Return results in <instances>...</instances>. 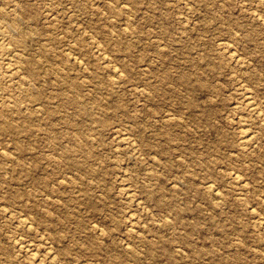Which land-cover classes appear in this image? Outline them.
<instances>
[{"label":"rangeland","instance_id":"rangeland-1","mask_svg":"<svg viewBox=\"0 0 264 264\" xmlns=\"http://www.w3.org/2000/svg\"><path fill=\"white\" fill-rule=\"evenodd\" d=\"M0 28V264H264V0H0Z\"/></svg>","mask_w":264,"mask_h":264},{"label":"bare ground","instance_id":"bare-ground-1","mask_svg":"<svg viewBox=\"0 0 264 264\" xmlns=\"http://www.w3.org/2000/svg\"><path fill=\"white\" fill-rule=\"evenodd\" d=\"M14 8V7H13ZM260 18V17H259ZM234 32V31H233ZM8 37V35L5 33V31H3L1 28H0V61H4V63H6L7 64V66L8 67H11V62H10V59L11 58H9V53H10V51H11V49H9V45L7 46V44H8V41H7V38ZM26 39V38H25ZM11 40V39H10ZM19 40V39H18ZM17 40V41H18ZM23 42V41H22ZM20 43V42H19ZM223 44L225 43V42H222ZM164 45V44H163ZM226 45V44H225ZM223 48H225V46L223 47ZM10 50V51H9ZM12 52H15V50H13ZM11 52V53H12ZM13 56H14V54H12ZM7 56H8V58H7ZM15 58V57H14ZM16 59H17V57H16ZM23 61L25 60V59H22ZM152 60V59H151ZM14 61H16V60H14ZM14 61H12V62H14ZM19 61H20V58H19ZM149 61V60H148ZM3 63V62H2ZM1 63V64H2ZM27 63V62H26ZM0 64V65H1ZM5 64V65H6ZM20 63L19 62H17V65H19ZM14 65H16V63H14ZM27 65V64H26ZM33 66V65H32ZM36 66V65H35ZM7 67V68H8ZM30 67V65H28V68ZM116 67V66H115ZM12 68H14L13 67V65H12ZM19 68H20V66H19ZM23 68V67H22ZM26 68V67H25ZM35 68V67H34ZM33 68V69H34ZM18 69V68H17ZM36 69V68H35ZM19 71H20V69H18ZM24 70V69H23ZM26 70V69H25ZM24 70V71H25ZM116 70V69H115ZM11 71V70H10ZM28 71H30L31 72V68H30V70L28 69ZM27 70H26V72L27 73H29ZM33 71H35V70H33ZM7 72H9L8 70H7ZM13 72V71H12ZM12 72L10 73V75L12 74ZM37 72H38V69H37ZM122 72V71H121ZM20 73V72H19ZM41 72H39V74H40ZM24 74V73H23ZM26 74V73H25ZM35 74V73H34ZM4 75V74H3ZM21 75H22V72H21ZM33 77H35V75L37 76V74H35V75H33V74H31ZM30 75V76H31ZM11 76H13V75H11ZM21 77V76H20ZM23 77V76H22ZM28 77V76H27ZM33 77H31V78H33ZM40 77H41V74H40ZM65 77V76H64ZM9 78H10V76H9ZM9 78H8V80H9ZM26 78V76H24V79ZM30 78V77H29ZM36 78V77H35ZM38 78V77H37ZM23 79V80H24ZM34 79V78H33ZM7 80V81H8ZM10 80H13L12 78L10 79ZM39 80H41V79H39ZM18 81V80H17ZM33 81V80H32ZM36 81V80H35ZM10 82V81H9ZM27 82V81H26ZM67 82V81H66ZM23 83V82H22ZM27 83H30V81L28 80V82ZM24 84V83H23ZM36 84V83H35ZM20 85H21V83H20ZM25 85V84H24ZM29 85V84H28ZM30 85H31V83H30ZM24 87H27V86H24ZM72 87V86H71ZM2 89V88H1ZM1 89H0V91H1ZM33 89V88H32ZM25 90V89H24ZM27 90V89H26ZM28 91V90H27ZM30 91V90H29ZM28 91V92H29ZM31 92V91H30ZM31 93H34V92H31ZM38 93V92H37ZM2 94V93H1ZM0 94V95H1ZM39 94V93H38ZM10 96V95H9ZM32 96H34V95H32ZM40 96V95H39ZM39 96H37L38 97V101L39 100H41L40 99V97ZM6 97V96H5ZM30 98H32V97H30ZM35 98H36V96H35ZM246 99V98H245ZM33 100H35L34 99V97H33ZM73 100V99H72ZM77 100V99H76ZM247 102H248V105L252 108V110L253 109H255V104L252 102V100H251V98L250 97H248L247 99ZM28 101V100H27ZM44 101V100H43ZM8 102V101H7ZM31 102H33V101H31ZM30 102V103H31ZM35 102H37V101H35ZM4 103V102H3ZM18 103V102H17ZM5 104V103H4ZM3 104V105H4ZM14 104V103H13ZM23 104V103H22ZM33 104V103H32ZM40 104H41V102H40ZM40 104H38L37 106H39ZM98 104V103H97ZM11 105V104H10ZM29 105V104H28ZM31 105V104H30ZM237 105V104H236ZM7 106H9L8 104H7ZM35 106V105H34ZM103 106H105V105H103ZM2 107V106H1ZM40 107V106H39ZM239 107V106H238ZM36 108V107H35ZM103 110V109H102ZM107 110V109H106ZM261 110V109H260ZM249 112L251 111V110H248ZM259 115V114H258ZM168 116V115H167ZM260 116V115H259ZM174 118V117H173ZM262 119V118H261ZM260 119V120H261ZM104 120V119H103ZM103 123H106V122H103ZM4 128V127H3ZM240 130H241V128H240ZM245 130H247V129H245ZM258 130V129H257ZM243 132V134H240V135H242V140H243V145L242 146H244V145H247V144H249V141H250V139H252L251 138V136H250V134H248V132L247 133H245V131H242ZM128 135V134H127ZM239 135V134H238ZM239 135V136H240ZM252 135V134H251ZM253 135H257V134H254L253 133ZM241 138V137H240ZM239 138V139H240ZM126 139V138H125ZM241 143V142H240ZM255 143H256V141H255ZM241 146V145H240ZM246 147V146H245ZM242 148H244V147H242ZM11 154V153H10ZM85 165V164H84ZM93 173V172H92ZM232 173V172H231ZM235 173V172H234ZM237 175H239L238 173H236ZM232 175V174H231ZM233 176V175H232ZM238 177V176H237ZM235 178V177H234ZM236 179V178H235ZM238 179V178H237ZM228 180H229V178H228ZM180 181V180H179ZM240 183V182H239ZM207 184V183H206ZM244 185V184H243ZM213 186H215V185H213ZM206 187V186H205ZM212 186L210 185V182H209V187L208 188H211ZM207 189V188H206ZM212 189V188H211ZM213 189H214V187H213ZM220 189V188H219ZM215 191V190H214ZM132 192V191H131ZM215 192H217V190L215 191ZM215 192H214V194H215ZM218 193V192H217ZM217 198V197H216ZM215 199V198H214ZM133 200V199H132ZM264 200V199H263ZM262 200V201H263ZM94 201V200H93ZM248 204V203H247ZM250 208H252V207H250ZM256 212V211H255ZM260 215V214H259ZM254 217V216H253ZM260 217V216H259ZM258 217V219H257V223L260 225V226H262V227H264V219H262V218H259ZM168 218V217H167ZM256 220V219H255ZM136 221V220H135ZM132 223V222H131ZM28 224V223H27ZM130 224V223H129ZM133 224V223H132ZM131 224V225H132ZM144 224V223H143ZM258 225V226H259ZM30 227V226H29ZM128 227H129V225H128ZM133 229V228H132ZM129 230V229H128ZM135 230V229H134ZM138 230V229H137ZM138 232H140V231H138ZM260 233V232H259ZM139 234V233H138ZM56 235V234H55ZM54 235V236H55ZM256 236V235H255ZM50 238H52L51 236H49ZM57 236H55V238H56ZM59 237V236H58ZM55 241V240H54ZM26 242V241H25ZM52 243V242H51ZM55 243V242H54ZM23 244V243H22ZM22 244L20 243L19 245L20 246H22ZM256 244V243H255ZM26 247V246H25ZM28 247H29V245H28ZM28 247H26L27 249H28ZM51 247V246H50ZM32 250V249H31ZM51 250H53L52 248L50 249V250H48V251H50V256L52 257L51 259H53V260H55V255H56V253L54 252H52ZM31 252V251H30ZM57 252V251H56ZM62 252H65V251H62ZM61 252V253H62ZM132 252V251H131ZM28 253V252H27ZM255 254V253H254ZM33 257H34V255H33ZM57 257V256H56ZM35 258V257H34ZM38 258H40V257H38ZM41 259V258H40ZM57 259V258H56ZM50 260V259H49ZM58 263H59V261H58ZM39 264V263H38ZM77 264H88L87 263V261L86 260H80Z\"/></svg>","mask_w":264,"mask_h":264}]
</instances>
